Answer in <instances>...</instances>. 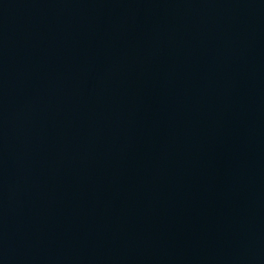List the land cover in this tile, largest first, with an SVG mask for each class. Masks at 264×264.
Returning a JSON list of instances; mask_svg holds the SVG:
<instances>
[{
    "label": "water",
    "instance_id": "95a60500",
    "mask_svg": "<svg viewBox=\"0 0 264 264\" xmlns=\"http://www.w3.org/2000/svg\"><path fill=\"white\" fill-rule=\"evenodd\" d=\"M0 264H264V0H0Z\"/></svg>",
    "mask_w": 264,
    "mask_h": 264
}]
</instances>
